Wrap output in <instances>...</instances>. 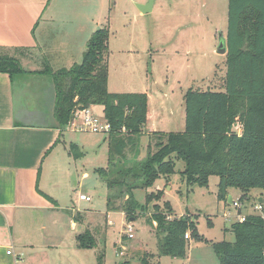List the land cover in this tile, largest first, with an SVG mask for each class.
Returning a JSON list of instances; mask_svg holds the SVG:
<instances>
[{
	"label": "trees",
	"instance_id": "16d2710c",
	"mask_svg": "<svg viewBox=\"0 0 264 264\" xmlns=\"http://www.w3.org/2000/svg\"><path fill=\"white\" fill-rule=\"evenodd\" d=\"M225 46L224 76L219 77L215 71L208 89L190 88L184 94V133L153 132L149 142L153 148L148 144L145 159L130 164L121 165L119 157L126 150L136 151L137 138L149 119L148 100L145 93L108 91L106 29L98 28L91 35L80 64L59 71L45 66L34 74L45 75L53 82L54 118L61 131L76 112L102 107L103 119L110 126L108 166L94 172L110 192L108 210L118 211L115 201L125 194L121 208L125 218H135L137 210L146 212V206L139 209L134 191H147L159 181L167 186L175 174L176 162L182 161L184 169L179 175L187 188L207 187L209 177L215 176L217 201L224 206L228 205L231 189L240 192L241 203L249 200L251 190L261 192L256 199V204L262 200L261 211L244 216L242 221L235 220L224 229L233 233L234 242L213 243L212 247L220 264H264V0L227 1ZM0 73L14 77L26 71L17 59L3 56ZM71 154L74 158L81 155L74 145L70 147ZM163 195L158 188L146 194L145 202L151 204V212L145 221L158 234L159 256L183 259L188 238L200 240L195 217L174 216L169 202L162 200ZM74 219L81 222L77 215ZM76 243L81 249L96 247L88 230L77 235ZM144 257L147 255L141 264H147ZM96 261L104 264L101 251Z\"/></svg>",
	"mask_w": 264,
	"mask_h": 264
},
{
	"label": "rangeland",
	"instance_id": "374dc122",
	"mask_svg": "<svg viewBox=\"0 0 264 264\" xmlns=\"http://www.w3.org/2000/svg\"><path fill=\"white\" fill-rule=\"evenodd\" d=\"M227 1L100 0L99 28L108 33L107 89L110 93H145L148 100L149 122L137 138L136 151L126 150L119 157L121 165L145 159L153 132L184 133L186 91L208 89L215 71L219 77L224 76L226 57L216 51L220 42L226 40ZM147 5L150 11L141 13L138 6ZM30 66L44 69L47 65L37 61ZM92 112L103 119L102 107L95 106ZM72 145L81 155L74 158L71 154V177L59 189L65 204L62 213L72 215L73 220L76 213L82 216L83 229L78 228L77 233L86 229L91 232L97 248L104 254V264H141L144 255L147 264H220L212 244L234 242L233 233L225 232L224 228L248 214L259 213L252 209L261 195L259 190L248 192L249 200L240 202L239 214L232 205L223 206L217 201V177H209L207 187L187 188L179 175L184 163L177 161L175 174L170 176L167 186L159 181L147 191H134L139 209L146 206L147 210H137L129 223L130 219L121 212L125 194L115 201L118 211L108 210L110 192L105 181L94 172L108 166L107 135L66 130L58 149L65 148L70 153ZM84 174L88 178L83 179ZM155 186L163 191L162 200L169 202L174 216L195 217L200 240L188 238L183 259L159 256L158 234L145 221L151 212L145 196L155 192ZM228 193L233 200L240 197L235 189ZM80 194L91 200L80 201Z\"/></svg>",
	"mask_w": 264,
	"mask_h": 264
},
{
	"label": "crops",
	"instance_id": "0c3cea01",
	"mask_svg": "<svg viewBox=\"0 0 264 264\" xmlns=\"http://www.w3.org/2000/svg\"><path fill=\"white\" fill-rule=\"evenodd\" d=\"M99 14L100 0H0V57L26 71L0 73V264H97V244L78 248L83 224L62 213L59 189L71 177L72 158L58 149L66 128L54 118L52 80L30 65H77Z\"/></svg>",
	"mask_w": 264,
	"mask_h": 264
},
{
	"label": "built area",
	"instance_id": "2783aa9c",
	"mask_svg": "<svg viewBox=\"0 0 264 264\" xmlns=\"http://www.w3.org/2000/svg\"><path fill=\"white\" fill-rule=\"evenodd\" d=\"M66 130L69 131H75V132H90V133H103L108 134L110 131L109 124L104 121V119H100L96 115L93 114L91 108H87L81 111H78L74 114L73 119L71 122L66 126ZM80 201L89 202L91 199L90 197L81 194L79 196ZM231 205L236 209V211L242 209V204L239 202V200H233L231 202ZM254 211L260 212L261 206L260 204H256L253 208ZM244 219H237V221H242ZM188 238V235L186 236ZM7 254H10V252H7Z\"/></svg>",
	"mask_w": 264,
	"mask_h": 264
},
{
	"label": "water",
	"instance_id": "95a60500",
	"mask_svg": "<svg viewBox=\"0 0 264 264\" xmlns=\"http://www.w3.org/2000/svg\"><path fill=\"white\" fill-rule=\"evenodd\" d=\"M139 10L141 13L145 14V13H148L150 11V5H147V6H138ZM217 54H220V55H225L226 54V46H225V42L224 41H221L220 44H219V47L216 51ZM231 202H232V197L231 196H228V204L231 205ZM262 200L259 199V203H261ZM133 222V219H130L129 223Z\"/></svg>",
	"mask_w": 264,
	"mask_h": 264
}]
</instances>
